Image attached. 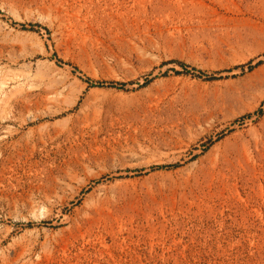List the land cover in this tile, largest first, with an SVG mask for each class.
Returning <instances> with one entry per match:
<instances>
[{"label":"rangeland","instance_id":"374dc122","mask_svg":"<svg viewBox=\"0 0 264 264\" xmlns=\"http://www.w3.org/2000/svg\"><path fill=\"white\" fill-rule=\"evenodd\" d=\"M0 264H264V0H0Z\"/></svg>","mask_w":264,"mask_h":264}]
</instances>
